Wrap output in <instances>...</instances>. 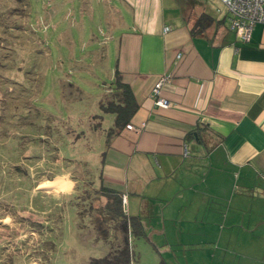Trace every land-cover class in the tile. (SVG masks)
<instances>
[{
  "label": "crops",
  "instance_id": "crops-1",
  "mask_svg": "<svg viewBox=\"0 0 264 264\" xmlns=\"http://www.w3.org/2000/svg\"><path fill=\"white\" fill-rule=\"evenodd\" d=\"M108 1L114 78L119 70L139 109L135 128L109 142L114 119L103 114L94 130L91 116L100 113L85 114L81 145L94 185L120 191L146 234L135 237L166 255L195 244L197 264H264V23L243 41L222 0ZM204 13L219 22L194 34ZM165 76L167 108L153 93ZM56 179L59 187L46 190L58 204L76 201L82 185L70 171L37 186Z\"/></svg>",
  "mask_w": 264,
  "mask_h": 264
},
{
  "label": "rangeland",
  "instance_id": "rangeland-1",
  "mask_svg": "<svg viewBox=\"0 0 264 264\" xmlns=\"http://www.w3.org/2000/svg\"><path fill=\"white\" fill-rule=\"evenodd\" d=\"M110 15L108 0H0V264H91L111 250L81 228L71 203L62 208L37 186L77 162L89 167L90 149L73 145L70 130L88 131L85 114L101 113L98 102L114 90ZM49 127L50 137L40 132ZM143 238L126 235L132 264H197L195 244L166 255Z\"/></svg>",
  "mask_w": 264,
  "mask_h": 264
},
{
  "label": "trees",
  "instance_id": "trees-1",
  "mask_svg": "<svg viewBox=\"0 0 264 264\" xmlns=\"http://www.w3.org/2000/svg\"><path fill=\"white\" fill-rule=\"evenodd\" d=\"M215 22L218 23L219 20L204 13L196 20L193 33L198 34ZM114 86L112 93L107 94L104 99L99 101V107L102 113L93 114L91 116L93 128L101 129L104 120L103 113L115 115L114 125L107 132V142H109L114 135L122 132L127 124L131 123L132 118L139 109V103L131 86L123 82L119 70H116ZM65 124L64 122V125ZM58 128H60V126ZM70 131L71 133H69L72 137L71 143L73 145H79L88 132L85 129H81L80 131L71 129ZM40 132L50 137L53 131L49 127ZM75 164L76 165L71 169V173L78 181V185H82V189L76 196V201L71 204L77 207L79 225L82 229L88 227L94 228L97 239H103L111 244V250L106 255L99 258L93 257L90 263L132 264L136 258V254L131 244L127 242L126 235L129 236L130 232H132L136 236H145L146 234L143 231L141 222L136 217L130 218L128 216L125 210L124 196L120 191L106 185L96 187L94 185L95 180L92 168L89 166L86 169L83 166L84 164L80 162ZM15 168L19 174L28 175V170L24 165L19 164L16 165ZM67 203L70 202H65L61 204L60 207L63 208ZM85 217L90 219L89 224L82 223ZM20 218L22 219V217ZM23 220L24 219H22V221ZM35 225H37L38 228L44 227L43 224H38V222ZM130 228H132L131 231ZM39 231H41V229Z\"/></svg>",
  "mask_w": 264,
  "mask_h": 264
},
{
  "label": "built area",
  "instance_id": "built-area-1",
  "mask_svg": "<svg viewBox=\"0 0 264 264\" xmlns=\"http://www.w3.org/2000/svg\"><path fill=\"white\" fill-rule=\"evenodd\" d=\"M233 15L231 28L237 32L240 39L249 41L252 36V29L256 23H264V0H222ZM169 80L165 76L154 87V102L160 107H169L171 102L162 96V90ZM127 129H134L129 123ZM187 153V147H186Z\"/></svg>",
  "mask_w": 264,
  "mask_h": 264
},
{
  "label": "bare ground",
  "instance_id": "bare-ground-1",
  "mask_svg": "<svg viewBox=\"0 0 264 264\" xmlns=\"http://www.w3.org/2000/svg\"><path fill=\"white\" fill-rule=\"evenodd\" d=\"M60 182H62V180L60 179H56V180H53V181H46L44 183H42L40 186L41 187H44V188H49V189H55V188H58ZM63 187V185H60Z\"/></svg>",
  "mask_w": 264,
  "mask_h": 264
}]
</instances>
